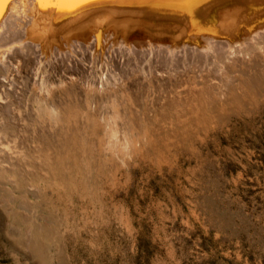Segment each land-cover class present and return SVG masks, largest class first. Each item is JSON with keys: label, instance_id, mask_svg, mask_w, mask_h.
I'll list each match as a JSON object with an SVG mask.
<instances>
[{"label": "rangeland", "instance_id": "rangeland-1", "mask_svg": "<svg viewBox=\"0 0 264 264\" xmlns=\"http://www.w3.org/2000/svg\"><path fill=\"white\" fill-rule=\"evenodd\" d=\"M252 64L227 73L204 120L160 132L156 77L84 104L59 79L23 98L0 117V264H264V65ZM90 95L116 124L90 113Z\"/></svg>", "mask_w": 264, "mask_h": 264}, {"label": "bare ground", "instance_id": "bare-ground-1", "mask_svg": "<svg viewBox=\"0 0 264 264\" xmlns=\"http://www.w3.org/2000/svg\"><path fill=\"white\" fill-rule=\"evenodd\" d=\"M254 62L264 65V0H95L72 11L41 7L37 0H7L0 9V66L5 73L0 117L9 114L13 120L20 101H35L43 83L61 80L78 86L84 104L93 89H117L122 82L119 86L134 94L149 90V77H156L155 128L160 132L164 122L177 129L195 118L204 120L208 104L227 93V73L246 71ZM10 77H19L23 87ZM160 77L166 83L170 79L167 102ZM144 91L137 92L141 107ZM232 92L229 88L228 95ZM89 99V112L100 122L117 123V116H103L93 95ZM130 103L135 106L128 98L121 108Z\"/></svg>", "mask_w": 264, "mask_h": 264}, {"label": "snow or ice", "instance_id": "snow-or-ice-1", "mask_svg": "<svg viewBox=\"0 0 264 264\" xmlns=\"http://www.w3.org/2000/svg\"><path fill=\"white\" fill-rule=\"evenodd\" d=\"M95 2V0H37L41 7H52L59 11H72L80 6ZM7 0H0V9L3 8Z\"/></svg>", "mask_w": 264, "mask_h": 264}]
</instances>
